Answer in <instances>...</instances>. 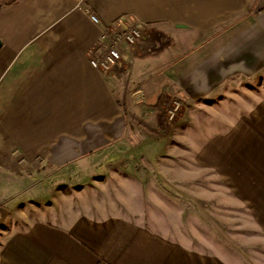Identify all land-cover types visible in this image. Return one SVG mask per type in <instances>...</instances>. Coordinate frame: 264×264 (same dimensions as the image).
Segmentation results:
<instances>
[{"label":"crops","instance_id":"1","mask_svg":"<svg viewBox=\"0 0 264 264\" xmlns=\"http://www.w3.org/2000/svg\"><path fill=\"white\" fill-rule=\"evenodd\" d=\"M89 14L153 27L113 78L89 63L100 35ZM0 38V264H264V243L250 251L259 236H238L241 255L223 250L204 231L212 218L184 201L178 213L154 201L146 214L69 216L54 187L64 170L89 178L87 159L128 138V109L141 122L174 94L194 121L217 116L201 129L223 132L199 137L194 161L264 236V0H0ZM230 97L241 99L224 121ZM38 177L55 185L36 197Z\"/></svg>","mask_w":264,"mask_h":264},{"label":"rangeland","instance_id":"2","mask_svg":"<svg viewBox=\"0 0 264 264\" xmlns=\"http://www.w3.org/2000/svg\"><path fill=\"white\" fill-rule=\"evenodd\" d=\"M239 99L241 97L225 99V106L216 109L220 119L225 121V117L231 116L230 108L235 109ZM244 100L249 104L252 98ZM188 109L194 110L193 107ZM188 109L174 94L160 101L157 110L141 122H132L133 115L128 109L126 117L132 128L128 129L130 135L121 144L116 142L106 146L87 159L91 168L85 174L91 175L89 178L71 176L67 170L59 173L62 176L54 187L59 188L63 201L68 203L69 207H64L72 212L69 216L78 213L132 215L135 208L139 213H145L156 208L154 201L159 205L175 201L174 211L178 213L182 211L184 201L188 214H194L192 217L200 219L202 214L203 218H212V226H204V231L218 235L221 249H231L241 255L244 249L237 241L241 234L259 236L262 241L261 244L250 242V251L263 245L264 236L257 228L246 224L248 214L228 193L217 175L194 161L200 148L196 144L199 137L223 132L222 129L202 131L208 121L217 116L215 113H200L199 120L194 121L195 114ZM213 123L222 124L219 120ZM52 184L55 185L51 179L33 178L31 190L37 197L43 190H51ZM233 236L235 241L231 240Z\"/></svg>","mask_w":264,"mask_h":264},{"label":"built area","instance_id":"3","mask_svg":"<svg viewBox=\"0 0 264 264\" xmlns=\"http://www.w3.org/2000/svg\"><path fill=\"white\" fill-rule=\"evenodd\" d=\"M89 17L100 33L89 54V63L105 78H113L121 67L129 68L142 55L143 44L151 36L153 27L124 17L111 23H102L94 14Z\"/></svg>","mask_w":264,"mask_h":264},{"label":"water","instance_id":"4","mask_svg":"<svg viewBox=\"0 0 264 264\" xmlns=\"http://www.w3.org/2000/svg\"><path fill=\"white\" fill-rule=\"evenodd\" d=\"M1 46H2V40H1V38H0V48H1Z\"/></svg>","mask_w":264,"mask_h":264},{"label":"trees","instance_id":"5","mask_svg":"<svg viewBox=\"0 0 264 264\" xmlns=\"http://www.w3.org/2000/svg\"><path fill=\"white\" fill-rule=\"evenodd\" d=\"M15 1H17V0H11L12 3L15 2Z\"/></svg>","mask_w":264,"mask_h":264}]
</instances>
